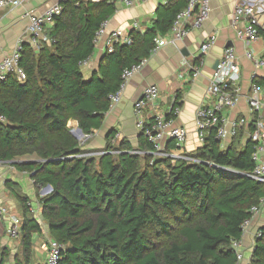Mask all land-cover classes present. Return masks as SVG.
Here are the masks:
<instances>
[{"label": "trees", "instance_id": "1", "mask_svg": "<svg viewBox=\"0 0 264 264\" xmlns=\"http://www.w3.org/2000/svg\"><path fill=\"white\" fill-rule=\"evenodd\" d=\"M62 5V15L46 29L50 45L38 55L29 44L23 47L26 80L0 81V115L6 119L0 122V161L36 156L35 162L14 167L32 175L36 186L52 187L38 217L30 200L20 198L24 258L15 264H46L32 261L34 239L44 233L40 216L61 245L58 264H238L233 243L243 239L252 208L264 200V182L252 176L255 144L247 132L253 125L225 144L212 130L192 160L153 164L154 147L144 135L134 149L111 130L96 159L85 155L69 128L76 121L91 136L104 126L109 97L119 92L124 71L152 56L155 39L169 33L187 1L160 5L152 26L132 30L131 43L105 53L90 78L83 65L95 54L97 32L117 5L113 0ZM260 34L264 37V30ZM256 81L264 86V79ZM180 97L167 119L175 118ZM8 254L3 249L0 264ZM246 264H264V228Z\"/></svg>", "mask_w": 264, "mask_h": 264}, {"label": "crops", "instance_id": "2", "mask_svg": "<svg viewBox=\"0 0 264 264\" xmlns=\"http://www.w3.org/2000/svg\"><path fill=\"white\" fill-rule=\"evenodd\" d=\"M65 0H30L22 7L7 9L0 13V63L15 49L20 38H24L29 25L26 14L33 12L43 14L51 5L63 3ZM169 0H148L135 7L119 6L116 14L108 21L107 31L121 29L131 31L134 23L140 25L139 31H145L152 26L156 18V12L160 5ZM238 5L252 6L260 13H264V0H212V14L210 19L201 29L192 30L182 40L173 42L170 35L166 45L161 47L147 60L142 69L136 73L127 83L120 101L106 115L104 126L87 136L88 145L83 147L87 150L86 156L95 152H102L107 145V136L111 130L117 131V140L126 139L132 147H138L141 133L137 128L134 112V103L143 96L145 89L155 85L160 90L158 107L167 117L174 106L177 95H180V113L175 116V124L188 131V140L184 147L185 157L191 159V155L201 147L196 130L197 111L203 105L209 103L208 87L216 63L222 58L224 50L229 46L235 48L241 61V85L243 87L242 100L235 109L226 110L224 115L229 119L237 115L251 117L247 105L248 89L251 78L256 73L260 79H264V69L256 71L253 63L246 58L247 45L239 40L232 28V18ZM108 32V33H109ZM212 35L217 36L216 45L208 54L201 53V45ZM106 37L96 44L93 57L83 65L86 78L98 70L100 61L105 54ZM259 57H264L263 40L252 47ZM201 58V61H196ZM200 66V75L192 78V66ZM150 112V111H149ZM70 129H79L76 121L69 123ZM74 131V130H73ZM169 150H174V142H166ZM101 154V153H100ZM103 154V152H102ZM101 154V155H102ZM36 160L0 161V199L8 209L10 215L22 216V204L20 198H29L34 209L38 207L34 202L44 197V191L36 190L32 176L28 173L17 171L15 163L31 162ZM175 162V160H172ZM45 192H48L47 188ZM8 218H0V248H14V239L7 235ZM264 228V200L260 204V213L252 220L247 233L243 237V253L245 260L250 261L252 248L250 240ZM41 239L36 241L41 245ZM46 244V242H45ZM42 249L45 247L41 246ZM35 246V250H36ZM37 251V250H36ZM44 252V249H43ZM45 253V252H44ZM46 259V254H45ZM41 263V262H38Z\"/></svg>", "mask_w": 264, "mask_h": 264}, {"label": "built area", "instance_id": "3", "mask_svg": "<svg viewBox=\"0 0 264 264\" xmlns=\"http://www.w3.org/2000/svg\"><path fill=\"white\" fill-rule=\"evenodd\" d=\"M29 1L0 0V13L7 9L22 7ZM92 1L98 2L101 0ZM146 1L148 0H113L117 5V11L119 6L135 7ZM186 1L187 7L177 14L171 30L167 34L171 36L173 42L184 39L192 30L201 29L212 14V0ZM63 11L62 3H56L51 5L43 14L37 15L33 12L26 14L29 22L26 35L24 38L19 39L13 52L0 63V81H5L9 76L16 77L20 82L26 80V74L20 65L24 45L29 44L34 50L41 49L46 29L53 25L55 19L61 16ZM107 26L108 21L102 25L95 39L96 44H98L103 37H106L104 42L105 53H113L117 45L131 43V31L140 29L138 23L133 24L131 31L116 29L109 32L107 31ZM232 28L235 30L237 38L247 45L248 48L245 55L253 63L254 69L256 71L264 69V57H259L254 48H252L254 44L261 40H263L264 47V37L260 34L261 30H264V13H260L252 6L238 5L233 13ZM166 36H158L155 39V48L152 54L166 45L168 42L165 38ZM216 43L217 36H210L201 45V53L208 54ZM146 62L147 60H144L139 65L124 71L122 76L123 84L119 92L109 97L110 110L120 101L127 83L142 69ZM191 68V77L194 79L199 77L201 71L200 66L193 65ZM258 78L256 73L252 76L246 97L247 105L252 116L249 118L237 115L232 119L226 117L224 115L226 110H233L238 107L242 100L243 91L241 85L240 57L235 48H226L222 58L218 61L217 68L212 73L207 91L209 103L203 105L197 111L196 130L202 147L212 130H216L218 139L225 144L238 136L240 130L245 129L246 131L250 125H253V130L247 132V138L255 144L253 161L256 167L252 176L257 181L264 182V86L256 81ZM159 98V88L155 85H150L145 89L142 98L134 103L137 128L141 135H144L154 147L153 151L150 152L153 158L151 164L157 159L175 160L173 163H176L179 159H188L185 157L184 147L189 133L185 128L177 126L174 119H167L165 114L160 111L158 107ZM179 113L180 108L176 107L174 114L178 115ZM0 122H6L5 117L2 115H0ZM169 140L174 142V150L177 153L169 150L166 146V142ZM132 153L143 157L146 155V153L139 151H133ZM31 210L34 215L39 216V209L37 210L32 207ZM251 213L253 217L246 221L243 226L244 235L247 233L252 220L260 213V206L253 207ZM0 218L9 219L7 235L11 239H19L22 219L21 217L10 215L1 199ZM233 248L237 252L238 264H246L243 253V239L241 241H235ZM44 252L46 254V264H58L61 255V245L59 243L49 239L44 247Z\"/></svg>", "mask_w": 264, "mask_h": 264}, {"label": "rangeland", "instance_id": "4", "mask_svg": "<svg viewBox=\"0 0 264 264\" xmlns=\"http://www.w3.org/2000/svg\"><path fill=\"white\" fill-rule=\"evenodd\" d=\"M48 32H49V30H48ZM48 32H46L45 33V35H44V38H43V41H42V47L41 48H43L44 46H49L50 45V38L48 37ZM41 52V50L40 49H36V50H34V53L36 54V55H38V53H40ZM72 125V124H71ZM70 124H69V128H70V126H71ZM73 128V127H72ZM71 128V129H72ZM74 130V132H76V129H73ZM72 130V131H73ZM87 137H85V136H79V138H78V141L80 142V144H81V146H82V148L83 147H85L86 145H88V143H89V141H88V139H86ZM238 140H240V139H237V141ZM243 141V140H242ZM242 141L240 140V142L242 143ZM115 144H117V143H115ZM134 149H138V147H134ZM102 154V152H95V153H92V155H87V156H89V157H96V159H98L99 158V156ZM141 157H143V156H141ZM142 159V164H146V162H145V160H144V158H141ZM21 160H37V157L36 156H25V157H22L21 158ZM32 176V175H31ZM46 188L47 187H45V188H42V187H40V186H36V190L38 191V193H40L42 190L44 191V197H46L47 195H49L51 192H52V190L51 191H48V192H45V190H46ZM27 199H29V198H27ZM41 200H42V198H40L39 196H38V199L34 202V204L38 207V209H39V211L41 212V210H42V203H41ZM31 203V202H30ZM32 205V204H31ZM41 217V216H40ZM39 217V220H40V223H41V225H42V227H43V231H44V233H43V235H41V236H36V241L38 240V239H41L40 240V242H41V245H38L37 246V243H36V241H34V248H35V246L37 247L36 248V250L33 248V259H32V261L34 262V263H38V262H41V263H45L46 262V259H45V253L43 252V249H42V245H46L45 244V242L47 243V241L50 239V238H52V239H54V240H57L56 238H54V237H51L50 235H49V230H48V225H47V222L41 217L40 218ZM173 220V219H172ZM174 221V220H173ZM21 238H22V236H21ZM21 238H19V239H17V240H15L14 241V248L10 251L9 249H8V251H9V254H8V256L6 257V259H7V263L6 264H15V261L16 260H23V258H24V250H23V246H22V240H21ZM150 238L151 239H153V237L152 236H150ZM251 242H250V248H252L253 249V245H254V241H255V236L250 240ZM2 253H3V248H0V259H1V255H2ZM245 262L246 263H248V261L247 260H245Z\"/></svg>", "mask_w": 264, "mask_h": 264}, {"label": "water", "instance_id": "5", "mask_svg": "<svg viewBox=\"0 0 264 264\" xmlns=\"http://www.w3.org/2000/svg\"><path fill=\"white\" fill-rule=\"evenodd\" d=\"M228 47H229V46H228ZM228 47H227V48H228ZM217 64H218V63H216L214 69L217 68ZM141 98H142V97H141ZM72 134H73V136H74L76 139H78L79 136H85V135L83 134V132H82L81 129H78V133L72 131ZM85 137H87V136H85ZM31 162H35V161H31ZM31 162H24V163H31ZM21 163H23V162H21ZM47 190H48V191H51V190H52V187H51V186H48V187H47Z\"/></svg>", "mask_w": 264, "mask_h": 264}, {"label": "bare ground", "instance_id": "6", "mask_svg": "<svg viewBox=\"0 0 264 264\" xmlns=\"http://www.w3.org/2000/svg\"><path fill=\"white\" fill-rule=\"evenodd\" d=\"M76 133H78V130H76Z\"/></svg>", "mask_w": 264, "mask_h": 264}]
</instances>
